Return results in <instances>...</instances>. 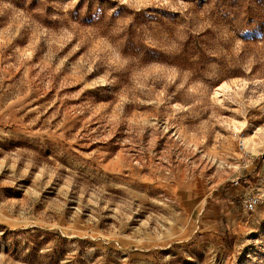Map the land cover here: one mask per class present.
Returning a JSON list of instances; mask_svg holds the SVG:
<instances>
[{
  "label": "rangeland",
  "instance_id": "1",
  "mask_svg": "<svg viewBox=\"0 0 264 264\" xmlns=\"http://www.w3.org/2000/svg\"><path fill=\"white\" fill-rule=\"evenodd\" d=\"M263 175L264 0H0V264H264Z\"/></svg>",
  "mask_w": 264,
  "mask_h": 264
},
{
  "label": "built area",
  "instance_id": "2",
  "mask_svg": "<svg viewBox=\"0 0 264 264\" xmlns=\"http://www.w3.org/2000/svg\"><path fill=\"white\" fill-rule=\"evenodd\" d=\"M243 202L246 211H253L261 204V199L257 195H249Z\"/></svg>",
  "mask_w": 264,
  "mask_h": 264
},
{
  "label": "bare ground",
  "instance_id": "3",
  "mask_svg": "<svg viewBox=\"0 0 264 264\" xmlns=\"http://www.w3.org/2000/svg\"><path fill=\"white\" fill-rule=\"evenodd\" d=\"M249 140V138H248ZM228 163V162H227ZM232 164V163H231ZM220 165H225V163H220ZM227 168V166H226ZM231 168V167H230ZM231 170V169H230ZM229 170V171H230ZM224 176V175H223ZM256 188V187H255ZM257 188H258V194L264 198V175L261 177V179L259 180L258 184H257Z\"/></svg>",
  "mask_w": 264,
  "mask_h": 264
}]
</instances>
